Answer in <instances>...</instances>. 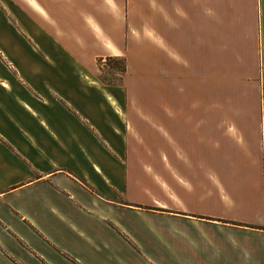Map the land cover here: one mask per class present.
<instances>
[{"label": "crops", "instance_id": "crops-1", "mask_svg": "<svg viewBox=\"0 0 264 264\" xmlns=\"http://www.w3.org/2000/svg\"><path fill=\"white\" fill-rule=\"evenodd\" d=\"M148 17L156 32H184L194 50H210L211 30L235 29L238 58L244 41L255 51L264 97V0H0V264H19V243L34 235L66 237L77 225L93 232L103 222L93 212L140 203L143 173L130 168L113 128L124 112L68 66L88 64L92 52L129 65L126 29L146 35ZM221 212L160 214L188 226L171 238L181 263L264 264V218Z\"/></svg>", "mask_w": 264, "mask_h": 264}, {"label": "rangeland", "instance_id": "rangeland-1", "mask_svg": "<svg viewBox=\"0 0 264 264\" xmlns=\"http://www.w3.org/2000/svg\"><path fill=\"white\" fill-rule=\"evenodd\" d=\"M148 19L146 35L126 29L129 65L126 57L92 52L88 64L68 66L112 94L124 112L113 128L130 168L143 173L135 186L140 203L93 212L103 221L93 232L77 225L66 237L20 242L19 264H182L186 255L171 238L188 226L166 221L163 212L264 218V97L255 51L251 56L244 41L238 58L233 28L211 30L210 50H194L184 32H156ZM156 199L177 210L160 209Z\"/></svg>", "mask_w": 264, "mask_h": 264}, {"label": "snow or ice", "instance_id": "snow-or-ice-1", "mask_svg": "<svg viewBox=\"0 0 264 264\" xmlns=\"http://www.w3.org/2000/svg\"><path fill=\"white\" fill-rule=\"evenodd\" d=\"M109 3H111V0H108Z\"/></svg>", "mask_w": 264, "mask_h": 264}]
</instances>
